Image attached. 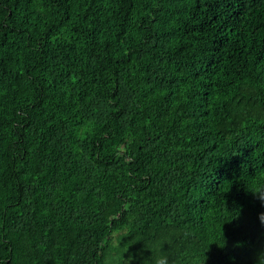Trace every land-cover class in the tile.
I'll return each mask as SVG.
<instances>
[{
	"label": "trees",
	"instance_id": "obj_1",
	"mask_svg": "<svg viewBox=\"0 0 264 264\" xmlns=\"http://www.w3.org/2000/svg\"><path fill=\"white\" fill-rule=\"evenodd\" d=\"M261 185L264 0H0V264H264Z\"/></svg>",
	"mask_w": 264,
	"mask_h": 264
},
{
	"label": "clouds",
	"instance_id": "obj_2",
	"mask_svg": "<svg viewBox=\"0 0 264 264\" xmlns=\"http://www.w3.org/2000/svg\"><path fill=\"white\" fill-rule=\"evenodd\" d=\"M250 192L254 198H256L262 207H264V185L258 186L252 190H246ZM258 220L262 226H264V213L258 215ZM155 264H168L167 258L160 257L157 258Z\"/></svg>",
	"mask_w": 264,
	"mask_h": 264
},
{
	"label": "rangeland",
	"instance_id": "obj_3",
	"mask_svg": "<svg viewBox=\"0 0 264 264\" xmlns=\"http://www.w3.org/2000/svg\"><path fill=\"white\" fill-rule=\"evenodd\" d=\"M115 242V241H114Z\"/></svg>",
	"mask_w": 264,
	"mask_h": 264
}]
</instances>
